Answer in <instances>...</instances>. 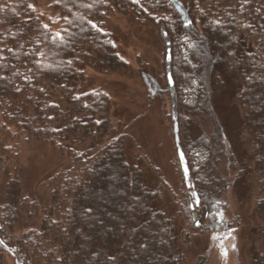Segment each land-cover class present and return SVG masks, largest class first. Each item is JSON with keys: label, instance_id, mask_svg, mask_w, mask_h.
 <instances>
[{"label": "trees", "instance_id": "16d2710c", "mask_svg": "<svg viewBox=\"0 0 264 264\" xmlns=\"http://www.w3.org/2000/svg\"><path fill=\"white\" fill-rule=\"evenodd\" d=\"M37 2L0 0L1 152L16 157L22 136L66 153L69 165L52 175L49 204L22 194L21 170L9 177L0 264L5 254L15 264H183L190 232L176 218L194 228L195 212L197 233L224 234L238 224L218 217L235 184L254 201L260 248L252 264H264V0ZM113 12L147 21L162 41L183 185L176 199L127 160L110 96L78 91L86 69H128L101 25ZM15 226L28 231L17 235Z\"/></svg>", "mask_w": 264, "mask_h": 264}, {"label": "rangeland", "instance_id": "374dc122", "mask_svg": "<svg viewBox=\"0 0 264 264\" xmlns=\"http://www.w3.org/2000/svg\"><path fill=\"white\" fill-rule=\"evenodd\" d=\"M37 4L44 5V0H38ZM101 25L104 32L110 34L116 52L128 64V69L112 74H99L86 69L78 91L101 90L110 96V116L124 135L127 160L131 164L140 163L145 174L162 180L160 189L164 199H176L175 195H180L183 185L168 115L169 94L164 91L160 77L164 58L162 41L150 23L137 21L131 15L109 13ZM192 96L190 90L186 89V99L190 101ZM226 99L221 97L222 108L223 100ZM226 114L232 127L229 130L233 133L235 117L228 114V108ZM234 114L237 115L236 111ZM15 144L16 157L9 152L2 154L0 142L1 217L7 201L5 194L8 180L16 171L21 170L23 173L22 194L41 205L49 204L52 199V175L69 165L67 154L57 151L48 142L25 141L19 136ZM196 156L198 159L203 158L201 153ZM238 185L230 186L224 206L218 213L221 220L229 221L232 217L238 220V224L235 223L224 234L214 232L204 236L195 231L200 226L196 216L194 221L198 226L195 227L194 223V228L189 227L188 220L180 214L176 218V223L190 232V236L186 237L189 244H182L185 251L183 264H252L255 250L260 248V242L256 240L258 222L251 213L252 197L247 195L244 187ZM27 222L36 226L39 219L30 218ZM26 231L15 226L13 233L18 235ZM4 264H15L14 257L5 254Z\"/></svg>", "mask_w": 264, "mask_h": 264}, {"label": "water", "instance_id": "95a60500", "mask_svg": "<svg viewBox=\"0 0 264 264\" xmlns=\"http://www.w3.org/2000/svg\"><path fill=\"white\" fill-rule=\"evenodd\" d=\"M195 216H196V214H195V212H193V213H192V218H193V220H195ZM194 226L197 227V226H198V223L196 222Z\"/></svg>", "mask_w": 264, "mask_h": 264}, {"label": "snow or ice", "instance_id": "6c2138e0", "mask_svg": "<svg viewBox=\"0 0 264 264\" xmlns=\"http://www.w3.org/2000/svg\"><path fill=\"white\" fill-rule=\"evenodd\" d=\"M30 7H31V5H30ZM93 27H95V25H93Z\"/></svg>", "mask_w": 264, "mask_h": 264}]
</instances>
